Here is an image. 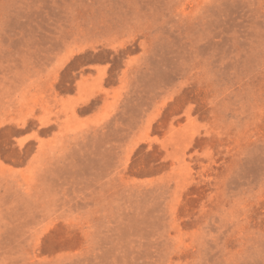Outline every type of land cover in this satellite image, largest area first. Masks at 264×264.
<instances>
[{
  "label": "rangeland",
  "instance_id": "rangeland-1",
  "mask_svg": "<svg viewBox=\"0 0 264 264\" xmlns=\"http://www.w3.org/2000/svg\"><path fill=\"white\" fill-rule=\"evenodd\" d=\"M0 264H264V0H0Z\"/></svg>",
  "mask_w": 264,
  "mask_h": 264
}]
</instances>
